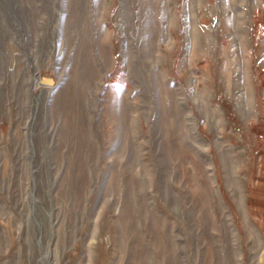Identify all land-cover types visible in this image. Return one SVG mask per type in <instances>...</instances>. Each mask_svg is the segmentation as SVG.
<instances>
[{
  "label": "rangeland",
  "instance_id": "374dc122",
  "mask_svg": "<svg viewBox=\"0 0 264 264\" xmlns=\"http://www.w3.org/2000/svg\"><path fill=\"white\" fill-rule=\"evenodd\" d=\"M31 251L264 264V0H0V264Z\"/></svg>",
  "mask_w": 264,
  "mask_h": 264
},
{
  "label": "bare ground",
  "instance_id": "6f19581e",
  "mask_svg": "<svg viewBox=\"0 0 264 264\" xmlns=\"http://www.w3.org/2000/svg\"><path fill=\"white\" fill-rule=\"evenodd\" d=\"M76 1V3H77V0H75ZM74 10H75V12H77L78 10L76 9V8H74ZM55 28H56V25H55ZM55 36V35H54ZM56 37H57V35H56ZM55 50V49H54ZM53 52V51H52ZM50 54V53H49ZM54 54H55V52H54ZM50 57H53L52 55L50 56ZM54 61V60H53ZM49 65V64H48ZM51 66H52V64H51ZM47 69V68H46ZM54 69V68H53ZM49 70V69H48ZM46 71V70H45ZM50 72V71H49ZM52 72V71H51ZM48 73V72H47ZM50 74V73H49ZM52 74V73H51ZM47 76V75H46ZM50 76H52V75H50ZM52 78H53V76H52ZM49 80V79H48ZM53 80H55V79H53ZM53 80L51 81V82H53ZM64 99V98H63ZM71 104V103H70ZM68 106H70L69 104H67ZM74 105H75V103H74ZM71 108V107H70ZM70 108L69 107H67V109H68V111H66L67 113L70 111ZM65 112V113H66ZM76 113V112H75ZM72 116L75 118V114L74 113H72ZM79 116V115H78ZM78 116H76V119H78ZM69 139L72 141V144H74L75 146H80L81 144H82V140L83 139H80V137L78 138V135L77 136H69ZM77 148V147H76ZM92 157V156H91ZM78 159H75V160H73L72 158L68 161V165H67V172H66V175H65V177H64V181H63V185L61 186V188H60V195H61V197H63V198H65V199H67V198H70V200H71V202H73V200L74 199H72V198H74V194H75V191H76V189L78 188V190H79V187H78V181H80V179L82 180V184H83V182H84V177H83V173H84V171L82 170H80V172L79 173H81V172H83V173H81V178L79 179V173H76V171H78L79 170V168H77L76 167V165L77 164H79L80 166H82V164H83V162H84V159H83V156L82 155H79V157H77ZM84 165V164H83ZM79 174V175H78ZM76 175H77V177H76ZM83 177V178H82ZM86 183V182H85ZM89 185V184H88ZM81 186V185H80ZM89 188H90V186H89ZM81 189V188H80ZM254 197V196H253ZM252 198V197H251ZM150 215V214H149ZM189 216V215H188ZM160 219V218H159ZM63 224H61V226H62ZM60 227V226H59ZM59 227H58V229H59ZM32 230V229H31ZM61 232V231H60ZM62 233V232H61ZM94 234V233H93ZM61 234H59L58 235V239L59 240H61ZM138 244V243H137ZM212 245V244H211ZM229 248H230V246H229ZM125 249V248H124ZM231 249V248H230ZM229 249V250H230ZM143 250V249H142ZM146 251H148V250H146ZM30 257H29V262L28 263H30V264H33L34 262H35V259H36V256L34 255V253L31 251V253H30V255H29ZM136 258V257H135ZM101 261V258L99 259H97V263L98 262H100ZM163 261V260H162ZM36 263V262H35ZM94 263H95V261H94ZM169 264H179L175 259H171L169 262H168ZM148 264H151V262L150 263H148ZM234 264V263H233Z\"/></svg>",
  "mask_w": 264,
  "mask_h": 264
}]
</instances>
